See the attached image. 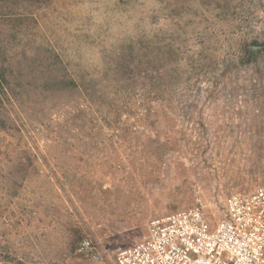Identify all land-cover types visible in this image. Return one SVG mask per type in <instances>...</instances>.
Instances as JSON below:
<instances>
[{
    "label": "rangeland",
    "instance_id": "374dc122",
    "mask_svg": "<svg viewBox=\"0 0 264 264\" xmlns=\"http://www.w3.org/2000/svg\"><path fill=\"white\" fill-rule=\"evenodd\" d=\"M0 87V251L27 264H117L264 185V0H0Z\"/></svg>",
    "mask_w": 264,
    "mask_h": 264
},
{
    "label": "built area",
    "instance_id": "2783aa9c",
    "mask_svg": "<svg viewBox=\"0 0 264 264\" xmlns=\"http://www.w3.org/2000/svg\"><path fill=\"white\" fill-rule=\"evenodd\" d=\"M85 238L81 250L92 251ZM117 264H264V185L227 197L212 224L201 207L154 217L141 241L119 250Z\"/></svg>",
    "mask_w": 264,
    "mask_h": 264
},
{
    "label": "trees",
    "instance_id": "16d2710c",
    "mask_svg": "<svg viewBox=\"0 0 264 264\" xmlns=\"http://www.w3.org/2000/svg\"><path fill=\"white\" fill-rule=\"evenodd\" d=\"M2 95L1 87H0V97ZM0 260L6 261L11 264H27L25 261H22L16 257H14L12 254L10 255L8 251L2 252L0 251Z\"/></svg>",
    "mask_w": 264,
    "mask_h": 264
},
{
    "label": "water",
    "instance_id": "95a60500",
    "mask_svg": "<svg viewBox=\"0 0 264 264\" xmlns=\"http://www.w3.org/2000/svg\"><path fill=\"white\" fill-rule=\"evenodd\" d=\"M257 47H259V46H254V48H257Z\"/></svg>",
    "mask_w": 264,
    "mask_h": 264
}]
</instances>
